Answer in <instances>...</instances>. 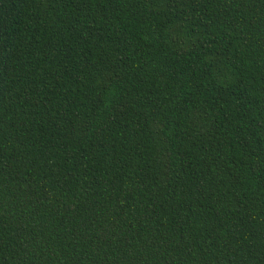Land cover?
Returning <instances> with one entry per match:
<instances>
[{
    "label": "trees",
    "instance_id": "1",
    "mask_svg": "<svg viewBox=\"0 0 264 264\" xmlns=\"http://www.w3.org/2000/svg\"><path fill=\"white\" fill-rule=\"evenodd\" d=\"M0 264H264V0H0Z\"/></svg>",
    "mask_w": 264,
    "mask_h": 264
}]
</instances>
